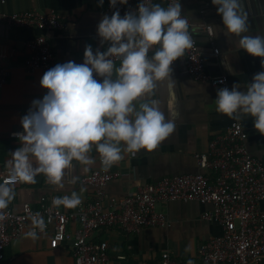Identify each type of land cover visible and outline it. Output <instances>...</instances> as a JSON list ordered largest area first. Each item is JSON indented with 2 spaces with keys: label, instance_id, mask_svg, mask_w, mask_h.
<instances>
[{
  "label": "crops",
  "instance_id": "0c3cea01",
  "mask_svg": "<svg viewBox=\"0 0 264 264\" xmlns=\"http://www.w3.org/2000/svg\"><path fill=\"white\" fill-rule=\"evenodd\" d=\"M247 2L248 0H244L246 10ZM154 3L168 6L164 0H154ZM181 3L184 13L195 28L193 34L205 58L207 72L214 76L227 75L228 83L225 86H213L192 78L186 72L185 54L175 61L174 92L179 113L175 131L152 151L142 149L134 156L125 153L121 161L106 170L121 173L106 186L107 200L109 196L121 198L139 186L156 182L165 176L198 172L200 168L197 156L207 153L210 140L236 121L216 111V90L223 87L231 89L234 82H239L241 90H244L245 84L251 82L254 74L264 71L260 57H253L241 49L239 38L234 34H225L226 29L221 16L217 14V6L211 0H181ZM1 9L8 13L29 9L58 12L64 18L65 26L46 32L56 63H83L87 45L93 47L95 54L97 48L104 51L109 44L102 43V38L97 33V25L103 15L110 16L104 6H98V0H5ZM262 16L249 15L250 29L244 35L264 34ZM207 25L211 26L212 34L203 28ZM40 33L36 28H21L5 23L0 26V65L6 71V81L0 86V172L7 168L11 153L22 146V142L12 133L23 132L20 123L22 116L27 114L34 99H42L45 94L40 85L42 72H28L23 64L28 54L24 42ZM215 48H219V54H214ZM154 51L155 48L151 49L149 56ZM222 61L231 64V72L226 70ZM155 98L160 99L166 108L169 100L166 85H158ZM239 121L248 134L247 146L250 152L264 163V135L254 128L250 116ZM88 155L95 163L83 165L73 161L74 167L65 170L62 188L51 184L42 173L37 175L35 183H17L14 187L15 197L10 202L11 208L21 211L26 203L38 207L43 198L48 205L54 206L53 198L70 195L72 191L81 195L82 203L79 206L54 207L70 211L88 203L94 197V190L83 183V177L93 171L105 170L94 146ZM74 177L75 183L72 182ZM82 188L83 192L80 191ZM157 208L166 214L168 226L143 227L137 233H126L119 229H106L96 233L95 240H104L109 245V264L156 261L164 251L172 252L175 257L184 261L198 263L199 243L223 233L220 224L202 219V214L211 209L208 204L197 201H163ZM261 208H264V201ZM78 227V223L73 222L69 229L74 232ZM30 230L31 224L23 235L6 247L0 264H76L70 242L56 248L50 246L53 226L47 235H37L35 239L25 235ZM188 246L190 251H185Z\"/></svg>",
  "mask_w": 264,
  "mask_h": 264
},
{
  "label": "clouds",
  "instance_id": "9594fccd",
  "mask_svg": "<svg viewBox=\"0 0 264 264\" xmlns=\"http://www.w3.org/2000/svg\"><path fill=\"white\" fill-rule=\"evenodd\" d=\"M104 3L105 0H98V6ZM211 3L217 6L225 34L238 37L239 47L260 57L264 68V34L244 35L250 29L244 0ZM108 4L112 14L103 15L97 33L101 42H110V46L105 51L97 48L94 54L93 47L87 45L83 63H57L42 75L40 85L47 92L42 99H34L22 116L23 132L12 133L22 146L11 153L7 175L0 181V210L14 199L18 182L35 183L38 174L62 188L65 170L74 167L73 161L95 163L88 155L93 146L102 166L109 170L125 153L134 156L142 149L152 151L174 133L179 113L173 65L192 48L195 31L182 12L181 0H174L167 7L160 3L148 6L141 0L135 12L126 10L123 15L117 5H128L129 0H108ZM153 48L155 51L149 56ZM112 57L119 59V66ZM222 63L227 71H232L230 63ZM218 83L223 84L224 79ZM160 84L166 85L169 93L166 108L155 98ZM214 103L216 111L229 118L250 116L254 128L264 135V71L254 74L244 90L239 82H234L231 89L218 88ZM72 182H76L75 177ZM81 203L76 191L52 200L54 206L66 208ZM32 225L41 231L45 228L39 214L32 217ZM25 235L37 238L34 230ZM185 251H190V246Z\"/></svg>",
  "mask_w": 264,
  "mask_h": 264
},
{
  "label": "built area",
  "instance_id": "2783aa9c",
  "mask_svg": "<svg viewBox=\"0 0 264 264\" xmlns=\"http://www.w3.org/2000/svg\"><path fill=\"white\" fill-rule=\"evenodd\" d=\"M164 1L167 5L174 2ZM139 2L141 0H129L128 5L118 4L117 7L123 15L126 10L135 12ZM143 2L150 6L154 0ZM4 3L5 0H0V26L5 23L41 31L24 42L28 54L23 64L28 72L39 70L44 74L57 64L46 32L63 28L64 18L55 10L43 12L29 9L8 13L1 9ZM103 6L111 15L113 9L109 8L108 0ZM182 12L185 14L183 9ZM187 19L192 28L190 19ZM203 28L212 34L211 26ZM192 35L193 46L185 51L186 72L200 82L213 86L227 85V75L214 76L207 72L199 42L193 32ZM219 53V48H215L214 54ZM112 59L116 65L119 64V59ZM96 78L101 80L100 77ZM221 78L224 79L223 84L218 83ZM5 81L6 71L0 65V86ZM44 90L46 93L47 89ZM247 140L248 134L242 122L236 120L210 140L207 153L197 156L198 172L165 176L139 186L121 198L109 196L107 200L105 190L109 182L121 173L97 170L83 177V183L94 190V197L76 210L63 211L48 205L45 198L38 207L24 204L21 211L13 210L9 204L6 209L0 210V260L4 259L6 247L23 235L31 224V229L38 236L47 235L53 226L50 246L56 248L70 242L76 264H109V245L104 240H95L97 232L119 229L126 233H137L143 227L168 226L166 214L157 208L159 203L197 201L211 206L202 214V219L217 222L222 226L223 233L202 240L197 250L200 262L192 264H264V208H261L264 201V163L250 152ZM5 175L7 168L0 172V181ZM37 214L45 222L43 231L32 225V217ZM73 222L79 225L74 232L69 229ZM139 264L188 262L175 257L172 252L164 251L158 260H145Z\"/></svg>",
  "mask_w": 264,
  "mask_h": 264
},
{
  "label": "water",
  "instance_id": "95a60500",
  "mask_svg": "<svg viewBox=\"0 0 264 264\" xmlns=\"http://www.w3.org/2000/svg\"><path fill=\"white\" fill-rule=\"evenodd\" d=\"M248 15L254 14L258 17H264V0H248L247 2Z\"/></svg>",
  "mask_w": 264,
  "mask_h": 264
}]
</instances>
